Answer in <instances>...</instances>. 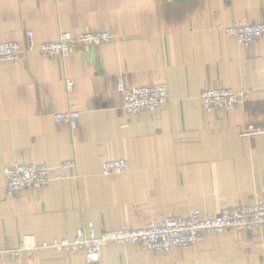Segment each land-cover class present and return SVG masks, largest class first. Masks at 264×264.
I'll use <instances>...</instances> for the list:
<instances>
[{
    "label": "crops",
    "instance_id": "obj_1",
    "mask_svg": "<svg viewBox=\"0 0 264 264\" xmlns=\"http://www.w3.org/2000/svg\"><path fill=\"white\" fill-rule=\"evenodd\" d=\"M264 22V0H0V43L14 42L18 64H0V247L32 236L51 245L76 231L98 237L137 230L191 209L264 201V39L242 46L224 29ZM107 31L111 43L73 45L64 59L26 52L62 33ZM163 84L167 102L154 113L127 115L117 92ZM64 79L74 89L67 94ZM247 94L234 111L205 112L202 92ZM71 106L77 129L54 115ZM124 159L122 175L104 176L105 161ZM75 161L71 177L7 196L5 167ZM0 264H86L83 254L55 249ZM99 264H264V229L206 235L194 247L151 253L111 244Z\"/></svg>",
    "mask_w": 264,
    "mask_h": 264
},
{
    "label": "built area",
    "instance_id": "obj_2",
    "mask_svg": "<svg viewBox=\"0 0 264 264\" xmlns=\"http://www.w3.org/2000/svg\"><path fill=\"white\" fill-rule=\"evenodd\" d=\"M224 33L242 46L254 45L264 39V22L258 24L238 23L227 27ZM28 47L26 52L37 53L44 57L66 58L73 45L88 47L107 45L112 37L107 31L83 33L72 37L62 33L55 42L35 46L32 33L27 32ZM23 50L17 43H0V64L16 65L20 61ZM65 90L71 94L74 89L72 80L64 79ZM117 92L122 96V109L127 115L137 113H154L167 102V88L163 84L141 86L127 89L121 75L117 77ZM247 94L231 89H215L204 91L199 96L201 108L211 113L214 111H234L246 101ZM264 106V100H263ZM80 120L79 111L71 106L66 112L54 115L58 124H66L74 132ZM248 136L264 137V129L250 128ZM127 163L124 159L105 161L101 165L102 175H122ZM75 161L61 163L56 169L37 164H17L3 169L5 195L11 197L22 191L40 190L51 181H62L71 177L75 171ZM264 229V201L255 199L252 203L236 207H227L213 217H201L196 209H191L187 217L167 216L160 221H152L145 228L128 230L123 228L103 232L98 237L88 236L79 229L74 240L63 238L51 245H38L32 236H25L20 243L11 249L0 247V261H20L24 257L39 255L43 250L55 249L69 254H83L86 264H99V253L111 244L139 245L151 253L167 254L178 248L194 247L206 235L223 233H240L260 231Z\"/></svg>",
    "mask_w": 264,
    "mask_h": 264
}]
</instances>
